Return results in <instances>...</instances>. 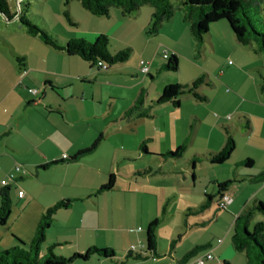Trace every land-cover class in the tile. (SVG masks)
<instances>
[{
	"label": "crops",
	"instance_id": "crops-1",
	"mask_svg": "<svg viewBox=\"0 0 264 264\" xmlns=\"http://www.w3.org/2000/svg\"><path fill=\"white\" fill-rule=\"evenodd\" d=\"M153 13L154 8L147 5L132 16L124 17L121 15L118 17L119 21L117 20L115 25L110 26L108 30H98V32L90 33L89 37L82 33L79 35L82 39L91 41L92 38H97L99 35L113 37L119 33V36H124L122 37V45L127 42L132 49H135L137 46L134 42L135 40L138 42L142 57L148 56L149 52L158 54L163 50L168 51L169 56L175 54L181 57L185 49L189 50L191 56H194L195 41L191 37L188 24L184 21L183 13L176 11L172 20L165 22L160 32L152 37L148 35L147 30L152 22ZM108 18L112 19V15ZM20 33L23 34V32ZM209 35L210 41L208 42L213 53L208 52L209 47L205 46L204 51L212 56L211 58L215 60L217 65L215 70L204 69L210 75L215 74L218 81L216 92L218 95L221 94L225 101H228L232 98L225 93L227 84L231 85L229 78L242 75L254 80L259 73H264V57L262 53L254 52L251 55L250 51L241 49L240 46L244 45L238 42L230 27L225 23L212 24ZM73 38L75 37L73 36ZM2 40L4 41V39ZM29 44L30 46L27 48L28 50L25 49V52L8 45L6 41L3 48L9 47L11 53L7 48H5L6 51L0 48V79L4 82L3 87H5L4 91H0V174L3 180L14 171L15 166H21L25 174L17 176L16 181L11 182L10 186L15 185L16 190H18L16 199L20 201V205L23 207L22 215L28 208L35 207L38 211V221L25 225V236L14 234V237L29 244L34 239L37 226L48 208L62 200L79 199L70 209L61 210L57 213L52 225L46 232V241L42 245L43 253H46L50 246L59 244L54 249V253L62 257H71L74 253H83L91 247L112 249L116 253L115 258L93 256L87 261H78L73 264H196L195 262L199 257L210 253L213 255V260L207 264H223L224 262L234 264V259L237 257L233 251L232 240L234 222L229 218L227 226L221 230L217 227L213 231L212 228L216 224L218 225L221 215L217 211L214 217L212 216L213 202L205 211L201 213L195 211L200 210L207 203V196H212L214 200L215 196L218 195L217 185L225 181H232L231 174L234 168L243 166V163L248 159L253 161L252 165L247 166L252 171L247 172L248 176L243 177L252 185L258 184V190H256L252 200L257 197L259 201L264 203V136L263 138L259 137L258 146L254 144L255 137L259 136V126L264 122V105L257 107L254 104V107L244 109V112L248 113L244 114L252 117L254 121L250 123V119H248L250 129L246 134L245 141L248 150L244 149L243 153H240L241 148L237 146L234 155H232L233 164L227 165L226 169L220 167L226 163L218 166L209 161L210 155L220 152L226 143L225 128L232 129L233 126L231 123H224L228 118H225L226 112L223 111L220 112L223 117H216L215 124L209 132L211 136L202 151L203 153L194 156L200 157L201 161L197 163L192 161V168L180 172L183 174L182 181L176 193V189L166 185L165 181L160 185L152 183L147 186L148 189H159V192L163 193L162 195L174 192L173 197L172 194L168 195V200L163 196L162 202H167L169 205H171V198H179L180 200L184 195L183 207L179 209V214L167 212L165 223L159 224L156 255L145 260H127L126 256L133 246L137 250L144 249L146 236L142 234L146 233L148 226L157 219L151 215L150 218L149 216H147L148 218L142 216L138 221L141 226L137 231L133 229L132 231L121 232L114 226L107 225V219L101 212V202L104 203L101 201L103 194L93 196L98 189L106 184L102 182L103 185L98 184L102 186H97L94 182L98 178L105 179L106 175V166L104 163L101 164V159L97 156L98 148L103 140L90 152V158L81 156L70 160L77 157L80 152L93 148L98 141L99 137L96 139V134L101 131V125L95 122V126H93L90 121H87V132L79 133L78 131L75 132L74 129L79 124H84L81 121L85 122L88 118H103L106 113L104 106L103 112L101 109H94L93 114L87 116L88 118L83 116L82 119H79L81 117L79 116L78 119H74L71 110H69L68 102L74 100L87 105L91 103L104 105V101L98 99L100 101L98 103L95 92L89 96L85 93L77 96L72 92V89L75 88L78 80L94 82L98 75H107L110 68L104 71L98 66L92 67L84 61L90 65V69H98V74L95 75L91 70L88 71L82 61L77 59L78 56H69L65 52L51 48L44 42L38 43L31 40ZM249 47L253 49V46ZM155 54L149 55L151 59L155 58ZM16 55L25 57L26 63L23 68L17 65ZM205 58H207L206 55ZM201 71L199 67H196L195 70L192 69L191 72L187 73L186 80L180 74L175 76L170 75L171 72H169V75L157 83L158 93L162 92L168 85L192 83ZM113 73L121 72L112 71ZM148 73H150L149 68ZM151 79L152 81L155 80L153 77ZM105 85L113 88H130L113 82V80L107 81ZM31 90H37L36 95L31 93ZM112 95L115 98L118 97L116 94ZM141 95L145 98V90L142 89L137 93L127 95L130 106L122 112L123 118ZM233 96L237 97L238 94ZM248 103L253 104L252 101ZM122 116L114 121L121 120ZM90 128L93 130L90 131ZM147 150L150 149L147 148ZM255 150H258L259 154H255ZM157 155L161 156V154ZM65 156H67L66 159ZM67 159L69 160L66 161ZM54 162L60 163L53 165ZM209 166L213 167L212 175L207 178L208 181H205L201 171L209 170ZM74 173H77L76 177H72L75 175ZM238 173L241 174L240 171ZM208 175L209 173L206 174L207 177ZM23 183L24 185H22ZM228 190L229 187L225 192ZM21 191L24 192L22 198L19 197ZM246 206H248L247 201L241 202L239 198L232 196V201L225 210L230 209L236 220ZM207 210L210 213H207ZM165 212L166 208L163 209L164 215ZM190 216H196V218L193 220ZM173 220L177 221L176 226L169 229L167 225ZM177 224H179L178 227ZM167 227L169 232L165 231ZM140 228L141 230H139ZM208 231L211 233L208 234ZM222 237L224 238L219 243L218 238L222 239ZM5 245L0 247V250L14 247L16 242L9 239ZM204 250L205 252H202Z\"/></svg>",
	"mask_w": 264,
	"mask_h": 264
},
{
	"label": "rangeland",
	"instance_id": "rangeland-1",
	"mask_svg": "<svg viewBox=\"0 0 264 264\" xmlns=\"http://www.w3.org/2000/svg\"><path fill=\"white\" fill-rule=\"evenodd\" d=\"M7 1L13 14L20 13V4H22L23 10H26L27 7L29 17L32 18L37 25L48 30L62 42L72 39L73 36L75 38H81L79 35L81 33L89 37V35H91L90 33L98 32V30H108L110 26L115 25L117 20L119 21L118 17L122 15L119 9L114 8L111 11L112 19L96 17L87 12L77 0H71L69 6L66 5L67 0ZM245 1L246 6L249 8V15L255 21V25L261 28L264 24V0L256 6L247 0ZM173 4L176 11H180L184 15V9H186V7L183 5L182 0H173ZM145 6L147 5H144L143 7ZM66 11L70 13L71 20L76 25H72L68 21L65 16ZM222 23L228 25L226 22ZM19 31L23 32V34ZM118 34L109 37V51L111 54H117L126 49H130L131 51L128 60L124 63L117 64L106 63L110 68L107 75H98L94 82H81L78 80V83L74 86L75 88L73 87L74 89H72V92L77 94V96H81L82 93L89 96L95 92L97 102L99 103L100 101L98 99H101L104 101V105L97 103L87 105L74 100H70L71 102H68V105L74 119H78L79 116H81L79 119H82L83 116H90L93 114L94 109H101L103 112L104 106L106 107V113L103 118L89 119L87 117L88 120H85V122L81 121L84 124H79L74 130L79 133L87 132V121H90V124L93 126H95V122L96 124L99 123V125H101V131L97 132L96 139L99 137L98 140L101 138L99 142L103 141L98 148L97 156L101 159V161H98H100L101 164L104 163L106 166V175L105 179L98 178L94 182L97 186H102V182L107 183L109 175L112 173L117 177L118 186L114 191L106 192L101 196V201L104 202L103 204L101 202V212L104 213L103 215H105V219H107L108 226H114L116 229L121 230V232H126L127 230L132 231L133 229L137 231L139 226H141L138 221L142 216L145 218L149 216L150 218L151 215L154 218L159 219L160 225H163L165 223L167 212L171 211L179 214V209L183 207L184 195L180 200L179 198H171V205L167 202H162L164 200L163 196L168 200L169 194H172L171 196L173 197V194L178 191L183 175L180 172L192 168L193 157L196 154L203 153L202 151L211 136L209 132L215 124L216 117H223L220 112H226L225 118H228V120L224 121V123H231L233 125L231 131L237 142V146H240L241 148L240 153H243L244 149L248 150L245 145L246 134L250 129L247 120L250 119V123H252L253 118L245 115L248 113L244 112V109L254 107V104L257 107H259V105H264V92L261 88L263 81L259 75L256 76L254 80L246 76L237 75L229 78L231 85L227 84V87H225L226 95L232 98L225 101L221 94L218 95L216 92L218 86L217 77L215 74H208L204 69L208 68L209 70H215L217 65L215 60L211 58L212 56L204 51L205 46L209 47L208 52L211 54L213 53L208 42L210 41V35H208L207 41L201 50H198L195 42L194 56H191L189 50L185 49L181 57L178 56L179 71L170 73V75L175 76L180 74L186 80L187 73L191 72L192 69L195 70L196 67H199L202 71L197 78L206 76L207 81L212 84L203 85L199 90L200 93H203L208 97V101L200 102L191 95L185 94L180 97V106L178 107L171 103L157 104L156 100L159 94L157 83L166 75H169V72L161 70V67L166 63V50H163L158 54L149 52V55L151 56L152 54H155V58L153 59H151V56L149 55L142 57L139 48L140 46L135 39L134 43L137 47L132 49L130 47L131 45L129 46L127 42L122 45V37L124 36H119L120 34ZM152 37H155V35ZM191 37L194 39L193 36ZM2 39H4V41ZM29 39L37 41L38 43L42 42L39 38H31L20 25L18 19L7 21L4 16L0 15V48L5 46L6 41L8 45L25 52V49L30 46L29 42L31 40ZM95 39L96 38H92L91 41L88 40V42L93 43ZM240 47L243 50L250 51L251 55H253L252 53H254V51L251 47ZM253 47H255V44ZM7 50L11 53L9 47ZM18 53L23 54L20 52ZM205 55L207 58L204 59ZM262 55L264 57V54ZM77 59L82 61V63L88 68V71L91 70L95 75L98 74L97 68L90 69L88 63L84 62V60H80V57ZM141 61L146 63L147 67L150 69V73L143 74L141 72ZM112 71H119L121 73L112 74ZM152 77L155 79L154 81H152ZM92 78L94 79V77ZM110 80L130 88H113L105 85V83ZM3 83L2 79H0V91L5 90ZM142 89L146 92L143 109L148 110L150 116L141 120H136L135 115L129 118H123L122 115L124 114L122 112L130 106V101H127V95L134 92L137 93ZM112 94H116L118 97L115 98ZM235 94H238V96H233ZM251 101L253 104L248 103ZM119 116H122L120 118L121 120L114 121ZM199 119L201 121H198ZM92 130L93 129L90 131ZM263 136L264 122L259 126V136L255 137L254 140L255 146L259 145L258 140L263 138ZM144 142L146 143V147L151 150H147V154L141 149V145ZM185 143H187V148L182 158L172 159L163 157L167 152L175 151L179 146ZM255 152V154H259L258 150H255ZM89 154L90 153L85 154L83 157L87 156L90 158L91 155ZM157 154H161V156ZM232 157L225 165L218 166L222 169H226V167H228L227 165L233 164L234 158ZM209 167V170L204 168L206 171H201L204 174L203 178L205 181H208L207 178L212 175L211 172L213 171V167ZM239 171L241 174L238 173ZM249 171H252V169L247 167L246 164L234 168L233 173L231 174V180L233 183L228 190L229 195L239 198L241 202L247 201L248 206H246V208H252L255 205L254 200H258L257 197L252 200L256 190H258V184L256 185L255 183L252 185L245 179V177H243L248 176L247 172ZM208 173L209 175L207 177L206 174ZM74 174L75 175L72 177H76L77 173ZM1 180L2 175L0 174V183ZM163 181H165L166 185H170L173 189L175 188V193L171 192L162 195L163 193H160L159 189L154 190L147 188V186L152 183L160 185ZM22 185H24V183ZM17 191L15 185H13L12 213L8 223L5 226H0V247L4 246L9 239H13L16 244H19L16 240L17 237H14V234L25 236V225L38 221V211H36L35 207L28 208L22 215L21 211L23 210V207L20 205V201L16 199ZM220 198V195H216L212 203V216L214 217L217 211L221 214L218 225L216 224L215 227L212 226L213 231L217 227L221 230L227 226L229 218L234 222L235 228L236 220L234 214H231L230 209L221 210L218 208ZM164 208H166L165 215L163 214ZM244 210L245 209L243 208L242 212ZM206 212L210 213L208 210ZM190 218L194 220L196 216H190ZM258 222H264V214L256 212L251 222V229ZM176 223L177 221L173 220V222L167 226L171 229V227L174 228L176 226ZM243 224L244 221L241 222L240 227H242ZM178 226L179 224H177V227ZM165 231L169 232L168 227ZM208 232V234L211 233L210 231ZM142 235L146 236L145 233ZM223 238L224 237L218 239L223 240ZM19 240L22 241L21 239ZM233 251L237 254V257L234 259V264H248L244 253L237 252L235 248H233ZM202 252H205V250ZM253 259L254 263L258 264L259 260L257 258L256 250H253Z\"/></svg>",
	"mask_w": 264,
	"mask_h": 264
},
{
	"label": "trees",
	"instance_id": "trees-1",
	"mask_svg": "<svg viewBox=\"0 0 264 264\" xmlns=\"http://www.w3.org/2000/svg\"><path fill=\"white\" fill-rule=\"evenodd\" d=\"M71 0H67L66 5L69 6ZM81 6L90 14L96 17L108 18L111 15L112 9H119L124 17L132 16L140 11L144 5H150L154 8L153 19L147 30L148 35L156 36L163 24L172 20L176 13L173 0H77ZM253 5H259L263 0H247ZM184 9V21L188 24L191 35L193 36L198 50L204 46L207 41V36L210 34L212 24L226 22L230 30L235 35L238 42L244 46H253V51L257 54H264V24L259 28L255 25V21L249 15V8L246 6L245 0H182ZM248 9V10H247ZM0 15L4 16L7 21L18 19L20 25L26 32L33 37H38L42 42L51 48L65 52L69 56H78L88 62L92 67H97L99 62L117 64L124 63L128 60L130 49H126L117 54H111L109 51L110 40L107 35H99L93 43H90L82 38H72L66 42L60 41L55 35L48 30L37 25L29 13L22 8L20 4V13L13 14L11 12L7 0H0ZM66 18L72 25L70 13L66 11ZM166 63L161 67V70L167 72L179 71V58L175 54L165 57ZM16 63L20 68L26 63L23 56L16 55ZM262 78V91L264 92V73H259ZM212 85L206 79V76L195 79L191 84L187 85H168L161 93L158 94L156 103L167 104L171 103L174 106H180V97L185 94L191 95L200 102H207L208 97L200 93L203 85ZM143 95L136 101L135 105L127 112L125 118L135 115L136 120L144 119L150 116L149 111L143 109ZM249 126V120H248ZM226 143L220 152L210 155L209 161L214 165L226 163L233 155L237 148V142L232 135L229 127L225 128ZM101 138L95 143L92 149L82 151L75 158L84 156L92 152L98 145ZM187 143L179 146L175 151L167 152L163 157L172 159H180L183 157ZM141 149L147 153L146 143L141 145ZM67 159L66 161H68ZM201 161L200 157L193 158V162ZM60 162H54L53 165ZM243 164L250 166L253 164L251 159L246 160ZM22 168V167H21ZM23 170V169H22ZM25 174V171L24 173ZM21 175V174H19ZM18 175V176H19ZM16 180L12 181L15 182ZM232 181H225L218 184V195L220 197L228 187L232 185ZM117 186V177L111 174L108 182L98 189L93 196H98L106 192L112 191ZM1 187V186H0ZM208 201L200 210L195 211L201 213L205 211L213 202L212 196H207ZM79 199L62 200L51 206L42 216L40 223L37 226L34 239L25 244L16 238L18 243L14 247L0 251V264H73L74 262H84L97 256L100 258H115L116 253L112 249H100L91 247L83 253H74L71 257L57 256L54 249L59 244L50 246L46 253L42 252V245L46 241V232L52 225L55 216L61 210L70 209L73 204ZM255 205L252 208L245 210L236 218L235 228L232 236L234 248L237 252H242L247 258L248 264H255L253 259V250L257 251L258 264H264V222L256 223L251 229V222L256 212L264 214V203L254 200ZM218 208L219 204H218ZM223 210V209H221ZM12 213V187L10 184L0 188V226H5L8 223ZM244 221L242 227L241 222ZM160 220L153 221L146 230V245L144 249L130 250L126 259L145 260L157 254L158 250V227ZM242 229V230H241ZM193 254V253H191ZM223 264H230L224 262Z\"/></svg>",
	"mask_w": 264,
	"mask_h": 264
},
{
	"label": "built area",
	"instance_id": "built-area-1",
	"mask_svg": "<svg viewBox=\"0 0 264 264\" xmlns=\"http://www.w3.org/2000/svg\"><path fill=\"white\" fill-rule=\"evenodd\" d=\"M169 56V52L168 51H165V57H168ZM141 65V72L143 74H148V67L146 65V63L144 61H141L140 63ZM98 67L104 71H107L109 70V67L108 65H106V63L104 62H99L98 63ZM31 93L33 94H36L37 93V90H31ZM230 118V117H229ZM65 159L67 158V156L64 157ZM24 173V171L22 170L21 166L17 165L15 166L14 168V171L10 174L7 175L6 178H4L1 183H0V186L1 187H6L8 186L12 181L16 180L17 176L19 174H22ZM24 196V192L21 191L19 192V197L22 198ZM232 201V196L229 195L228 193H223L218 204H219V207L220 209H223L225 210L227 208V205ZM141 230V228L139 229ZM219 243L222 242V240H219L218 241ZM130 250H137L135 246H133ZM213 260V255L210 253V254H206L205 256L203 257H199L197 260H196V264H207L209 261Z\"/></svg>",
	"mask_w": 264,
	"mask_h": 264
}]
</instances>
